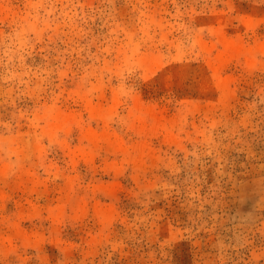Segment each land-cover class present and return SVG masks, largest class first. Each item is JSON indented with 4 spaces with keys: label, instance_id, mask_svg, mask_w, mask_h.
<instances>
[{
    "label": "rangeland",
    "instance_id": "1",
    "mask_svg": "<svg viewBox=\"0 0 264 264\" xmlns=\"http://www.w3.org/2000/svg\"><path fill=\"white\" fill-rule=\"evenodd\" d=\"M0 264H264V0H0Z\"/></svg>",
    "mask_w": 264,
    "mask_h": 264
},
{
    "label": "bare ground",
    "instance_id": "2",
    "mask_svg": "<svg viewBox=\"0 0 264 264\" xmlns=\"http://www.w3.org/2000/svg\"><path fill=\"white\" fill-rule=\"evenodd\" d=\"M67 121V120H66ZM90 137H92V136H90ZM91 138H89V140H90ZM94 139H95V136H94V138L93 139H91L92 140V142L94 141ZM96 140V139H95ZM95 142V141H94ZM96 143H97V141H96ZM95 144V143H94Z\"/></svg>",
    "mask_w": 264,
    "mask_h": 264
}]
</instances>
